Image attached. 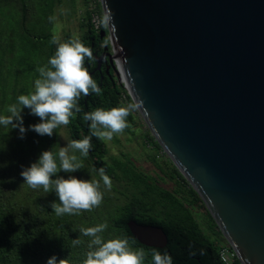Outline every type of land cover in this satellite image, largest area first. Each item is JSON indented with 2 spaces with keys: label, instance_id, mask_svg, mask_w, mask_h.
I'll list each match as a JSON object with an SVG mask.
<instances>
[{
  "label": "water",
  "instance_id": "water-1",
  "mask_svg": "<svg viewBox=\"0 0 264 264\" xmlns=\"http://www.w3.org/2000/svg\"><path fill=\"white\" fill-rule=\"evenodd\" d=\"M109 62L242 264H264V0H101ZM111 47V51H109ZM109 70V67H107ZM141 244L157 225L129 220Z\"/></svg>",
  "mask_w": 264,
  "mask_h": 264
},
{
  "label": "trees",
  "instance_id": "trees-1",
  "mask_svg": "<svg viewBox=\"0 0 264 264\" xmlns=\"http://www.w3.org/2000/svg\"><path fill=\"white\" fill-rule=\"evenodd\" d=\"M3 1L12 0H0V6ZM16 2L20 4V22L23 27H29V19H34L36 26V28H33L34 35L41 41H50L51 49H53L51 41L55 37L52 33V21L57 0H16ZM84 7H86V12L85 17L82 19V26H86V30L82 36V42L90 47L93 52V58L91 60L86 59L85 66L97 81L102 92L100 95L90 93L88 96L80 98L79 103L82 106V112L76 114L70 120V123L65 126L71 141L80 140L90 135V122L83 120L84 112L93 111L96 108L109 109L127 106L124 103L126 94L128 105H135L127 89L119 81L117 69L114 65L109 66V62H103L101 69H97V58L105 50L104 43L108 40V35L102 37V32L94 28L91 22L90 0H84ZM100 11L103 13L101 5ZM32 13L34 18L31 17ZM47 23L52 24L48 25ZM26 30L30 31L27 28ZM71 39V33L67 32L65 42ZM109 51H111V47H109ZM107 67H109V70ZM3 73L14 76L11 72H0V78L7 77ZM33 79L31 81L34 82ZM3 80L8 81L7 78ZM22 93V91L15 88L11 89L9 94L10 104ZM135 109L137 108L135 107ZM0 114H6V111L0 110ZM38 119V117L26 114L25 126L37 123ZM127 121L132 124L138 122L133 110L127 117ZM60 128L55 130L52 137L38 136L35 132L29 131L24 139L18 138L17 130L0 128V145L6 142V150L0 151V163L8 162L6 167L0 168V264H46L47 259L54 254L59 258H66L67 256H80L83 258L87 251L86 241L88 238L81 236L79 229L105 221L108 223L105 236L108 233L112 235L124 233L127 235L135 246L143 247L148 252L146 264L151 262L152 250L168 251L173 256L174 264H225L220 257L222 240L206 234L200 223L195 219L193 211L186 207L184 202L176 200L177 198L174 199L172 206L163 205L169 211L164 209L158 213L157 211L153 212L156 204L154 207L147 204L148 202L145 205L141 199L143 197L135 196L130 202L119 204L114 200V196L106 193L101 188L104 192V199L99 207H95L90 211H81L79 215L56 216L50 207L52 201L58 200L55 194L46 193L42 188L36 190L29 188L23 183L20 172L21 165H29L36 160L43 150L51 147L55 151L59 150ZM126 129H130L129 124ZM152 138L157 149L163 150L153 135ZM92 145L89 156L83 160V170L86 171L89 168L100 169L102 167L110 178L119 180L117 169L122 167V162L114 159V163L110 164L105 160L109 152L107 142L93 137ZM115 164H118V166L114 167ZM125 166L121 170L125 171V175H131V169ZM180 175L185 179L181 173ZM131 178L137 183L132 176ZM186 183L189 186L187 188L189 192L195 195V200L191 204L206 208L197 191L188 181ZM160 214L167 215L161 216ZM131 219L141 224L162 227L168 236V245L161 249L141 244L128 227L127 223ZM78 236L85 243L80 247H72L71 239Z\"/></svg>",
  "mask_w": 264,
  "mask_h": 264
},
{
  "label": "clouds",
  "instance_id": "clouds-1",
  "mask_svg": "<svg viewBox=\"0 0 264 264\" xmlns=\"http://www.w3.org/2000/svg\"><path fill=\"white\" fill-rule=\"evenodd\" d=\"M110 23L111 16L105 13L98 18L97 27L107 29ZM51 43H56L55 39ZM92 58L91 48L78 38L59 44L47 63L37 66L34 90L18 95L7 106L6 114H0V128L17 130L18 138L24 139L29 131L38 136L52 137L55 130L68 125L83 110L79 103L82 96L90 93L100 95L102 92L85 66V60ZM135 107L129 104L84 112L83 120L90 122V135L72 140L58 151L52 147L43 150L29 165H21L23 183L33 190L42 188L46 193H54L58 200L52 201L50 207L56 216L79 215L81 211L99 207L104 199L100 180L82 178L75 173L84 168L83 160L93 147L92 138L111 141L114 135L122 133L128 126L127 117ZM26 114L38 117V122L25 126ZM4 150L6 142L0 145V151ZM7 164V161L0 163V168ZM99 175L104 187L110 189L112 181L104 168L99 169ZM107 229L106 221L80 228V235L88 238L83 258H59L54 254L46 264H146V249L135 246L124 233L105 236ZM84 243L79 236L71 239L72 247H80ZM150 264H174V259L168 251L152 250Z\"/></svg>",
  "mask_w": 264,
  "mask_h": 264
},
{
  "label": "rangeland",
  "instance_id": "rangeland-1",
  "mask_svg": "<svg viewBox=\"0 0 264 264\" xmlns=\"http://www.w3.org/2000/svg\"><path fill=\"white\" fill-rule=\"evenodd\" d=\"M55 6L52 21V33L56 36L55 50L59 44L65 42L67 32L71 33L72 39L78 38L82 41L86 30V26H82V19L86 12L84 0H57ZM20 13V4L16 0L1 2L0 72H11L14 75L0 78V110L2 111H6L7 106L10 105L11 89L15 88L25 94L34 90V82L31 79L38 78L36 68L47 63L46 60L49 58L50 41H41L34 35L33 28H36L34 19H29V27L26 28L30 31H27L20 22ZM31 17L34 18L33 13ZM52 23L47 24L51 25ZM109 41L108 37L104 45L109 44ZM4 45L12 48L8 59L2 58ZM6 78L8 81L3 80ZM124 103L128 105L127 94ZM133 113L138 122L132 124L127 121L130 129L125 128L122 133L114 135L111 141H106L109 152L105 160L110 164L114 163V159L122 162V167L117 169L119 180L111 178L112 186L109 189L104 187L99 169L89 168L86 171L81 169L75 175L86 179L100 180L101 188L114 196V200L119 204H126L135 196L143 197L141 199L145 205L147 202L153 207L156 204L153 212L159 213L164 209L169 211L163 205L172 206L174 199L177 198L176 200L184 202L186 207L193 211L195 219L206 234L213 238H220L222 244H228L207 207L201 208L200 205L191 204L195 200V195L187 189L189 188L187 180L180 175L167 154L163 150L157 149L152 133L139 111L134 108ZM59 142V147L66 146L71 142L65 126H61L59 129ZM125 165L131 169V175H125V171L121 170ZM117 166L118 164L114 165V167ZM131 176L137 183L131 180ZM160 215L166 216L167 214Z\"/></svg>",
  "mask_w": 264,
  "mask_h": 264
},
{
  "label": "built area",
  "instance_id": "built-area-1",
  "mask_svg": "<svg viewBox=\"0 0 264 264\" xmlns=\"http://www.w3.org/2000/svg\"><path fill=\"white\" fill-rule=\"evenodd\" d=\"M100 5L101 0H90L91 22L97 31L102 32V29L97 27L98 18L103 15ZM220 257L225 264H242L237 253L228 244H222Z\"/></svg>",
  "mask_w": 264,
  "mask_h": 264
},
{
  "label": "crops",
  "instance_id": "crops-1",
  "mask_svg": "<svg viewBox=\"0 0 264 264\" xmlns=\"http://www.w3.org/2000/svg\"><path fill=\"white\" fill-rule=\"evenodd\" d=\"M52 30H53V28H52ZM54 37H55V41H56V36L54 35ZM54 44L55 43H53V49H51V46H50V48H49V50H48V56L50 57L51 55H53L54 54V52H55V48H54ZM11 53H12V48H11V46H6V45H4V49H2V58L3 59H8L9 57H10V55H11ZM48 59V58H47ZM47 61V60H46ZM44 62H45V60H44ZM4 74V73H3ZM5 76H8V74L7 73H5L4 74ZM32 80V79H31ZM33 80H35V79H33Z\"/></svg>",
  "mask_w": 264,
  "mask_h": 264
}]
</instances>
